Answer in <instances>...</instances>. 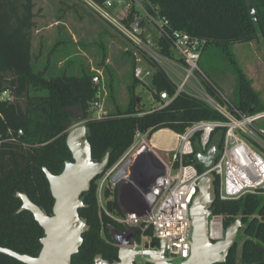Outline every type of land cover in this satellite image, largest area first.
Returning <instances> with one entry per match:
<instances>
[{
    "label": "trees",
    "instance_id": "16d2710c",
    "mask_svg": "<svg viewBox=\"0 0 264 264\" xmlns=\"http://www.w3.org/2000/svg\"><path fill=\"white\" fill-rule=\"evenodd\" d=\"M97 1L102 3L103 0ZM152 1L173 27L207 37L209 45L214 44L225 52L239 81L237 97L232 102L244 113L260 112L261 107L244 100L241 83L244 75L227 43L259 37L264 41V0ZM34 18L33 0H0V95L9 91L12 96L0 100V246L36 256L42 248L40 238L44 230L31 212H19L22 200L16 193H27L33 202L52 213L54 198L43 169L60 173L66 160H72L66 142L71 126L86 120L93 159L101 161L110 153L107 170L133 145L138 131L149 138L162 128L183 133L196 122L223 121L225 117L203 100L185 93L163 108L147 110L141 97L135 94L141 82L134 74L126 107L118 106L101 117L91 116L88 106L96 96L92 83L95 72L88 67H77L75 60L70 59L69 48L61 47V56L68 59L62 69L58 67L57 51L56 60L46 65L45 74L35 72L32 62ZM132 62L136 64L133 56ZM209 80L205 81L206 87L219 97L215 83ZM149 89L156 99L162 91L170 95L176 92L175 85L156 66ZM224 135L225 128L217 127L211 136L210 144L217 143L218 154ZM192 144L193 153L178 157L173 166L178 168L181 163H190L203 173L205 168L198 156L207 153L208 148L201 147L200 132L195 134ZM216 186L218 189V184ZM96 188L97 179L82 195L85 206L79 211L88 219L90 229L84 233L82 246L73 256L74 264H92L97 254L108 260L118 257L119 247L111 242L106 225L123 226L100 212ZM106 205L112 213L122 214L117 189ZM213 213L223 215L225 229L238 218L244 225L241 253H237V240L227 259L217 264H264V190L233 199L218 196ZM0 264L24 263L0 253ZM141 264L153 263L143 261Z\"/></svg>",
    "mask_w": 264,
    "mask_h": 264
},
{
    "label": "built area",
    "instance_id": "2783aa9c",
    "mask_svg": "<svg viewBox=\"0 0 264 264\" xmlns=\"http://www.w3.org/2000/svg\"><path fill=\"white\" fill-rule=\"evenodd\" d=\"M91 10L108 21L139 51L133 74L145 86H151L155 66L162 69L175 85L173 95L167 91L156 99L151 92L153 109L167 106L179 94L199 98L225 117L223 121H200L177 133L179 145L173 151V161L193 153L192 139L200 132L203 149L210 145L217 127L225 128L221 151L208 170L213 172L218 184L220 199L240 198L247 193L264 190V127L259 121L264 113H244L219 91L211 93L205 85L209 78L200 67L209 38L200 37L172 26L152 0H82ZM169 50V52L167 51ZM153 62V64L150 63ZM96 96L91 110L95 116L105 114V85L102 73L92 76ZM9 91L0 100L11 99ZM137 141H140L139 143ZM153 154V156L151 155ZM131 159L129 175L114 181V175ZM194 164L165 161L151 147L146 133L138 131L133 145L110 168L97 178V200L101 213H105L123 227L107 223L111 235L126 239L133 235V248H144L146 242L155 241L157 247L164 242L163 261L176 263L190 257L192 247V223L190 208L198 192L202 175ZM128 185L132 191L131 207L116 215L107 208L105 188L115 189ZM217 187V186H216ZM151 231V232H149ZM224 217L214 214L209 218V235L214 240L224 238ZM137 235L139 239L136 238ZM143 261H150L144 258Z\"/></svg>",
    "mask_w": 264,
    "mask_h": 264
},
{
    "label": "rangeland",
    "instance_id": "374dc122",
    "mask_svg": "<svg viewBox=\"0 0 264 264\" xmlns=\"http://www.w3.org/2000/svg\"><path fill=\"white\" fill-rule=\"evenodd\" d=\"M33 1L35 18L32 31V62L35 72L43 74L42 71H44L45 74L49 64L56 60L57 51L60 55L57 59L58 67L62 69L68 59L61 56L63 53L61 47L69 48L70 59L75 60L77 67L84 66L93 72L102 73L105 85L104 112L112 111L118 106L126 107L131 98L129 87L133 84L135 65L132 62V56L137 59L139 55L135 46L82 0ZM227 46L240 67V73L244 75L241 83H243L242 92L245 102L249 103L251 100L250 102L255 106L261 107L259 113H264V41L259 37L227 43ZM200 67L224 96L231 101L236 100L239 81L225 52L214 44L207 46L203 52ZM135 94L141 97V103L145 109L149 110L152 107L149 86L138 84ZM91 106L92 101L88 107L91 116H95L96 112L91 110ZM81 123H86V120H82ZM259 123L264 127V118ZM173 151L166 155L162 153L161 157L172 163ZM121 187L129 189L128 185H121ZM117 192L119 197L120 190ZM128 199L129 207H131L130 193ZM243 238L242 228L238 233V255L241 253ZM142 261V257H138V263ZM175 262L182 261L175 260Z\"/></svg>",
    "mask_w": 264,
    "mask_h": 264
},
{
    "label": "water",
    "instance_id": "95a60500",
    "mask_svg": "<svg viewBox=\"0 0 264 264\" xmlns=\"http://www.w3.org/2000/svg\"><path fill=\"white\" fill-rule=\"evenodd\" d=\"M67 146L72 160H66L60 173H53L44 168L50 190L54 198L52 213L41 208L25 192H17L22 200L19 212L29 211L44 230L40 242L42 248L38 255L20 253L11 248L0 246V253L8 255L24 264H74L76 255L84 241L83 235L90 229L88 219L82 217L80 208L84 207L83 193L88 191L92 183L105 172L109 165L110 153H106L101 161L92 156V145L88 138L86 123H76L67 133ZM153 156V154H151ZM218 156V146L211 142L207 153L199 154V161L204 165L205 173L199 180L198 192L190 208L192 223L191 255L181 263L163 261L164 242L158 247L155 241L146 242L144 248H133V235L126 239L113 236L114 244L119 247L118 259L113 262L97 254L92 264H135L138 257L149 258L153 264H217L224 262L232 247L237 242L240 229L244 227L240 218L226 229L224 238L214 240L209 235V218L213 213V205L217 199L216 176L208 170ZM129 159L114 175L119 180L129 175L131 170ZM111 189L105 188L108 200Z\"/></svg>",
    "mask_w": 264,
    "mask_h": 264
},
{
    "label": "crops",
    "instance_id": "0c3cea01",
    "mask_svg": "<svg viewBox=\"0 0 264 264\" xmlns=\"http://www.w3.org/2000/svg\"><path fill=\"white\" fill-rule=\"evenodd\" d=\"M163 130H166V131H163ZM169 138H170V140H169ZM164 140H165V142H164ZM149 141H150V144H152L151 147L154 149L155 153L160 154V156L162 153H164L166 155L167 153L172 152V150H175L179 145V138L177 136V133L174 132L170 128H162V129H159L158 131L154 132L152 134V136L149 138ZM118 188L119 189H117V190H120V192H119L120 195L118 197L120 207L122 210H126L130 205L128 202L129 201L128 198H129V193L132 195V191L129 188V186H128L129 189H126L125 187L123 188L121 186H119ZM117 196H118V192H117Z\"/></svg>",
    "mask_w": 264,
    "mask_h": 264
},
{
    "label": "flooded vegetation",
    "instance_id": "af4514ba",
    "mask_svg": "<svg viewBox=\"0 0 264 264\" xmlns=\"http://www.w3.org/2000/svg\"><path fill=\"white\" fill-rule=\"evenodd\" d=\"M112 236V239H111V242L114 244V240H113V235H111ZM41 239V238H40ZM115 245V244H114ZM118 259V257H115V258H113L112 260H109V261H111V262H113L114 260H117ZM143 262V261H142ZM141 262V263H142ZM141 263H138V258H137V261H136V263L135 264H141Z\"/></svg>",
    "mask_w": 264,
    "mask_h": 264
},
{
    "label": "bare ground",
    "instance_id": "6f19581e",
    "mask_svg": "<svg viewBox=\"0 0 264 264\" xmlns=\"http://www.w3.org/2000/svg\"><path fill=\"white\" fill-rule=\"evenodd\" d=\"M167 130V129H166ZM166 130H163V131H166ZM175 132V131H174ZM165 135V134H164ZM158 137V136H157ZM166 140V139H165ZM165 140H164V142H165ZM169 140H170V138H169ZM158 143V142H157ZM168 143V142H167ZM178 143V142H177ZM156 144V143H155ZM172 145V144H171ZM174 145V144H173ZM151 146H152V144H151ZM157 147V146H156ZM174 147V146H173ZM159 148V147H158ZM170 148V147H169ZM165 160V159H164Z\"/></svg>",
    "mask_w": 264,
    "mask_h": 264
}]
</instances>
